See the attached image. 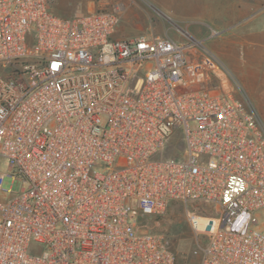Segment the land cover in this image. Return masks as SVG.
<instances>
[{
  "label": "built area",
  "instance_id": "2783aa9c",
  "mask_svg": "<svg viewBox=\"0 0 264 264\" xmlns=\"http://www.w3.org/2000/svg\"><path fill=\"white\" fill-rule=\"evenodd\" d=\"M50 2L0 0V158L23 186L0 200V264H176L142 223L171 200L213 208L188 217L194 264H264V128L217 56Z\"/></svg>",
  "mask_w": 264,
  "mask_h": 264
},
{
  "label": "rangeland",
  "instance_id": "374dc122",
  "mask_svg": "<svg viewBox=\"0 0 264 264\" xmlns=\"http://www.w3.org/2000/svg\"><path fill=\"white\" fill-rule=\"evenodd\" d=\"M87 1L89 0H51L50 9L55 14L68 16ZM116 1L119 0H105L107 4L97 10H112V4ZM141 1L140 4H123L124 10L119 12L116 36L130 37L138 32L151 35L153 31L159 35L166 34L178 43L186 41L185 34L202 41L229 71L235 83L236 96L256 112L264 128V48L248 43L246 30L254 29L253 22L237 26L238 28L232 30L220 31L211 37L210 30L204 25L207 22L199 14V0H191V8L185 12L178 10L180 13L174 12L175 9L170 11L167 8L158 9L147 0ZM253 1L261 6L264 4V0ZM235 30H237L236 37L232 38L230 34ZM179 133L178 129L173 140H169L165 152L168 157L178 158L181 155L183 144L181 140L179 141ZM0 174H5L0 190V200H5L10 196L7 190L11 189L12 193H18L23 186L19 180H12L7 162L1 158ZM212 209L211 205L207 204L198 206L171 200L160 216L143 218L142 223L146 230L165 236L176 256V264H194L195 260L191 252L197 239L189 226L188 217L193 212L200 211L204 214H212ZM261 221L264 223V216ZM262 232L264 233V229ZM30 249L36 250V245L32 244Z\"/></svg>",
  "mask_w": 264,
  "mask_h": 264
},
{
  "label": "crops",
  "instance_id": "0c3cea01",
  "mask_svg": "<svg viewBox=\"0 0 264 264\" xmlns=\"http://www.w3.org/2000/svg\"><path fill=\"white\" fill-rule=\"evenodd\" d=\"M104 1L89 0L81 8L84 11H97V9L103 7L104 4H107ZM147 1L158 9L167 8L169 11L171 9H175L174 12L177 13H180L178 10L185 12L190 9V4H192L191 0ZM141 2V0H119L112 4V9L117 7L119 12H122V10H124L123 4H140ZM199 2V14L207 22L204 23V25L210 30L211 37L217 35L220 31L232 30L234 28H238L237 26H243L245 23L249 24L253 22L252 24L254 25V29L252 31L246 30L249 37L248 43L253 46L264 48V4L262 6L261 4H255L253 0H199ZM72 14H68V16H71ZM59 16L68 17L64 15ZM117 31L118 29L116 28L113 35V38L115 39H130L145 34L138 32L130 37H117ZM236 32L237 30L233 31L230 36H232V38L236 37ZM151 35L169 38L166 34L159 35L155 34L153 31Z\"/></svg>",
  "mask_w": 264,
  "mask_h": 264
}]
</instances>
